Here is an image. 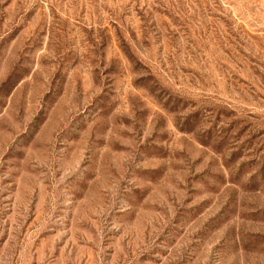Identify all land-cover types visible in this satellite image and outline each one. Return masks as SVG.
<instances>
[{
	"label": "rangeland",
	"instance_id": "1",
	"mask_svg": "<svg viewBox=\"0 0 264 264\" xmlns=\"http://www.w3.org/2000/svg\"><path fill=\"white\" fill-rule=\"evenodd\" d=\"M0 264H264V0H0Z\"/></svg>",
	"mask_w": 264,
	"mask_h": 264
}]
</instances>
